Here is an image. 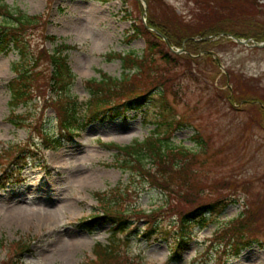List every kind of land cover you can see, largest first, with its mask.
Returning <instances> with one entry per match:
<instances>
[{
    "label": "rangeland",
    "instance_id": "1",
    "mask_svg": "<svg viewBox=\"0 0 264 264\" xmlns=\"http://www.w3.org/2000/svg\"><path fill=\"white\" fill-rule=\"evenodd\" d=\"M165 1L177 14L181 12L186 17L190 12V1ZM0 3L7 5L12 13L20 11L38 21L37 25H30L26 30L29 47L34 53L46 48L52 54L55 48H61L60 43L68 45L63 48L62 55L67 56V63L76 76L70 93L79 102L84 103L88 98L87 79L99 77L100 72L120 76V59H109L107 53L127 54L132 51L136 55L143 54L145 46L141 37L129 39L127 36L132 33L131 21L125 17L137 14L133 10V0H127V4L121 0H0ZM252 5L257 12L253 16L254 21L248 20L246 30H263L264 0H254ZM12 21L0 15L1 23L9 25L13 24ZM210 39L215 41L218 38ZM251 40L248 44L252 43ZM217 51L219 53L213 57L220 61L215 63L203 57L201 51L194 66L199 83L181 75L171 86L176 94L170 90L167 99L175 106L177 114L186 115L191 122L190 126L174 131L173 144L194 147L197 126L208 142V153L232 142L239 150L238 156L227 158L221 167H211L213 160L210 158L203 166L206 171L216 170L213 175L218 173L215 176L222 177L225 185L232 184L234 178L242 179L241 183L234 182L241 200L226 207L217 218L220 224L240 214L245 197L259 200L264 209V118L252 124L249 104L244 106L242 102L232 105L235 108H231L232 112L226 110L227 102L218 91L213 93V87L216 85L224 90L228 85L229 89H234V81L237 80L244 92L257 87L264 94V51L252 53L230 44H223ZM18 59L15 50L9 53L0 51V175L3 174L2 168L8 165L6 153L15 151L14 144L21 143L31 153L14 180L5 188L0 187V261L13 254L16 243L20 241L30 249L22 257L24 264H83L94 258L96 242H110V224L103 219L94 221L95 214L102 215L95 192L116 187L122 193L125 192L123 189L126 190L123 202L129 211H149L164 203L160 190L116 166L117 159L127 156L119 148L134 141L140 142L154 125L144 124L141 110H132L126 119L119 117L90 122L77 135L64 136L52 147L43 140L39 131L41 125L52 134L60 131L55 120L56 110L51 105L42 107V103L33 102L27 109L18 106L14 115L10 114L7 83L15 76L11 64ZM146 63L135 79L137 86L150 85L148 77L154 74V65ZM40 67L44 71L51 68L46 59L40 62ZM227 69L236 71L233 83L227 80L228 77L224 81L221 78ZM130 73L136 75L135 72ZM43 83L40 78L35 85L41 87ZM48 95L51 93H46ZM81 110L84 113V106ZM11 117L18 122L17 125L9 122ZM150 119L148 117L146 121ZM111 143L114 145L107 146ZM223 152L217 154L222 155ZM14 167L13 164L12 170ZM209 173L212 174L211 171ZM87 222L94 225L92 233L85 228ZM217 225L210 223L204 228L192 229L189 244L177 261L167 262L169 239L155 240L152 236L148 240L140 235L145 226L143 221L136 222L138 230L135 232L130 229L119 234L124 241L119 245L125 255L144 264H264V222L252 233L260 237L261 243L252 242L239 254L219 261L210 259L207 254V246Z\"/></svg>",
    "mask_w": 264,
    "mask_h": 264
},
{
    "label": "trees",
    "instance_id": "2",
    "mask_svg": "<svg viewBox=\"0 0 264 264\" xmlns=\"http://www.w3.org/2000/svg\"><path fill=\"white\" fill-rule=\"evenodd\" d=\"M121 1L127 4V0ZM145 1L144 9L139 0H133L135 7L133 10L137 11V14L125 17L131 21L132 33L127 36L129 39L141 37L145 46L143 54L136 55L132 51H128L127 54L107 53L106 57L109 59L116 57L120 59L122 64L120 76L100 72L99 77L87 79L85 84L88 98L84 103L79 102L78 98L70 93L76 76L67 63V56L62 55L63 48L68 45L60 43L61 48H55L52 54H49L46 48L34 53L29 47L30 40L26 36V30L30 25H37L38 21L34 20V16L29 17L20 11L12 13L7 5L0 3V15L13 19V24L9 25L0 22V51L9 53L10 50H15L19 58L11 64L15 76L7 83L9 111L13 116L14 109L18 106H25L27 109L33 102L42 103V107L51 105V108L56 110L55 120L60 131L52 134L42 125L39 131L43 140L49 142L52 147L64 136L77 135L90 122L119 117L126 119L132 110H141L144 124L154 125L140 142L134 141L131 145L119 148L120 152L123 151L127 156L117 159L116 166L129 171L130 176L144 180L150 187L160 190L164 195V203L149 211L141 212L138 209L129 211L123 202L126 190L123 189L125 192L122 193L116 187L101 193L95 192L102 215L95 214L94 221L103 219L110 224V242L108 244L96 242L94 258L83 264H144L141 260L135 261L125 255L119 245L124 242L119 234L130 229L133 232L135 229L138 230L135 226L137 221L145 223L140 232L145 239L149 240L152 236L155 240L169 239L167 242L170 245V256L167 262L177 261L182 257V251L189 244L192 229L218 223L207 246L209 251L207 254L210 259L215 258L218 261L226 259L239 254L242 248L252 242L261 243L260 237L252 233L254 229L262 226L264 209L260 206L259 200H248L245 197L240 214L219 224L217 218L226 207L232 202H240L241 195L234 182L241 183L242 179L234 178L232 184L229 182L225 185L221 181L222 177L215 176L218 173L213 175L216 170L206 171L203 166L210 158L213 160L211 167H221L227 158L238 156L239 150L232 142L216 152L208 153V142L197 126L193 137L194 147L173 144L171 139L174 131L190 126L191 122L186 115L177 114L175 106L167 99V93L172 89L173 81L181 75L190 77L191 82L197 81L198 71H195L194 66L201 51L203 57L214 63L220 61L218 57L213 56L219 53L217 50L223 44L241 47L252 53L264 51L262 47L243 46L230 38H251L257 42H264V28L246 30L248 20L254 21L253 16L257 12L253 9L254 0H186L192 3L186 17L181 15V12L177 14L165 0ZM140 15L144 16L145 22ZM150 28L159 30L166 41ZM46 37L51 39L53 36ZM211 37L218 39L213 41ZM176 48H183L185 52L179 54L173 50ZM44 59L47 60L48 67H51L48 71L40 67V62ZM144 63L154 65L152 69L154 74L148 77L150 85L147 87L135 84ZM227 70L228 74L221 78L224 81L228 77L227 80L232 82L236 71ZM131 71L136 75L130 73ZM37 76L39 78H36ZM40 78L44 83L38 87L35 82ZM239 83L240 81L236 80L234 89H229L226 85L224 90L214 85L213 93L218 91L227 102L226 110L230 112L235 109L232 105L236 103L242 102L244 106L249 104L250 121L252 120L254 124L264 118V94L257 90V87L244 92L245 90L239 88ZM48 92L51 96L47 97ZM171 93L176 94L173 90ZM81 106H84V113H81ZM148 117L151 119L146 121ZM9 122L18 124L12 117L9 118ZM27 149L21 143H16L13 146L15 151L6 153L8 165L2 168L0 187L8 181H13L15 174L22 171L26 158L31 153ZM224 150L227 152H223ZM218 152L223 154L218 155ZM85 228L92 233L94 225L87 222ZM29 250L27 244L18 241L14 253L8 254L0 264H24L22 257Z\"/></svg>",
    "mask_w": 264,
    "mask_h": 264
},
{
    "label": "water",
    "instance_id": "3",
    "mask_svg": "<svg viewBox=\"0 0 264 264\" xmlns=\"http://www.w3.org/2000/svg\"><path fill=\"white\" fill-rule=\"evenodd\" d=\"M141 3H142V5H143V8L145 9L146 8V1L145 0H139ZM144 15V14H143ZM143 17V16H142ZM143 20H144V17L142 18ZM145 21V20H144ZM151 30H154L157 34H159V35H161L162 36V38H163V40L164 41H166V38H165V36L159 31V30H156V29H153V28H150ZM234 38V40L236 41V42H238V43H240V44H245V45H251V46H254V45H256V46H264V42H257V41H253V40H251L252 41V43L251 44H248V41L250 40V39H245V38H243V39H240V38H237V37H233ZM170 48L172 49V47L170 46ZM174 51H176L177 53H180V52H185V50L183 49V48H180V49H176V50H174ZM218 60V59H217ZM218 62H219V60H218Z\"/></svg>",
    "mask_w": 264,
    "mask_h": 264
}]
</instances>
